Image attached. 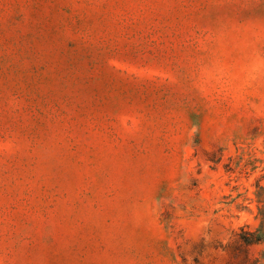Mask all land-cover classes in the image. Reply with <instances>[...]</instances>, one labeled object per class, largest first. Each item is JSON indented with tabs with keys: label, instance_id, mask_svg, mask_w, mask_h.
Here are the masks:
<instances>
[{
	"label": "rangeland",
	"instance_id": "rangeland-1",
	"mask_svg": "<svg viewBox=\"0 0 264 264\" xmlns=\"http://www.w3.org/2000/svg\"><path fill=\"white\" fill-rule=\"evenodd\" d=\"M0 264H264V0H0Z\"/></svg>",
	"mask_w": 264,
	"mask_h": 264
},
{
	"label": "trees",
	"instance_id": "trees-1",
	"mask_svg": "<svg viewBox=\"0 0 264 264\" xmlns=\"http://www.w3.org/2000/svg\"><path fill=\"white\" fill-rule=\"evenodd\" d=\"M257 240H258V239H257ZM244 242H245V244H252V243H255V242H257V241L251 239V240H244Z\"/></svg>",
	"mask_w": 264,
	"mask_h": 264
}]
</instances>
